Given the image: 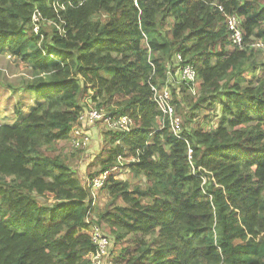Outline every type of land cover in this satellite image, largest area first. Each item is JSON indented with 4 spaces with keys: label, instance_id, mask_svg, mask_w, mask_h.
<instances>
[{
    "label": "trees",
    "instance_id": "trees-1",
    "mask_svg": "<svg viewBox=\"0 0 264 264\" xmlns=\"http://www.w3.org/2000/svg\"><path fill=\"white\" fill-rule=\"evenodd\" d=\"M52 2L0 0V54L27 69L20 89L35 100L14 125L0 123V264H88V231L102 223L116 263L264 264V59L253 46L264 43V0H61L58 13ZM35 8L49 24L40 45ZM225 15L240 21V45ZM171 61L196 73L197 94L167 82L184 139L168 118L156 125L151 101ZM88 95L133 128L105 129L83 181L77 152L58 142H71ZM202 104L217 108L215 126H191ZM118 155L137 157L124 163L144 185L112 172L99 189L107 202L92 205L86 179Z\"/></svg>",
    "mask_w": 264,
    "mask_h": 264
},
{
    "label": "built area",
    "instance_id": "built-area-1",
    "mask_svg": "<svg viewBox=\"0 0 264 264\" xmlns=\"http://www.w3.org/2000/svg\"><path fill=\"white\" fill-rule=\"evenodd\" d=\"M51 6L52 9L57 13L60 10H64L65 8V4L61 3V0H53ZM218 7L222 10L220 6ZM41 19V13L37 8H35L30 15V23L32 25L33 32L36 36L39 37V43L44 38L43 33L39 30ZM225 23L233 43L240 45L242 42V34L241 28L239 26L240 21L238 20V18L235 15H225ZM253 46L262 51L264 58V43L259 41ZM181 60L182 58L180 57V55H177L176 61L180 63ZM176 71L177 69H175V72ZM178 75L182 81L191 85V92L194 94L196 73L192 65L190 63H186L178 66ZM150 89L151 101L154 102L160 110L162 121L165 118H168L169 126L173 134L178 136V138L180 139L183 138L181 137V135H179L181 118L175 113L174 105L171 102V93L168 89V86L165 85L161 87L150 85ZM86 98L84 99V101L86 100L87 104L83 106L82 110H80L77 117V124L72 129L73 135L71 143L74 148H83L85 146L88 140L86 133L93 129V126L97 124L104 126L110 132L120 133L123 137L131 132V129L133 128V121L129 115L113 116L109 112H106L103 107H97L92 101H90V98ZM135 158L137 157H131L128 159L123 155H118L117 166L113 167L111 170H105L101 175L95 176L92 179H86V185L90 189L91 193L90 197L92 199V205L96 203V194L98 190L103 186L107 176L112 172L118 174L121 167L124 165V161H136ZM188 158H191L190 148H188ZM191 168L193 172L192 165ZM88 234L94 247L93 251L89 254L88 264H104V259L108 254V248L110 245L109 238L103 233L100 227L95 224L91 225Z\"/></svg>",
    "mask_w": 264,
    "mask_h": 264
},
{
    "label": "rangeland",
    "instance_id": "rangeland-1",
    "mask_svg": "<svg viewBox=\"0 0 264 264\" xmlns=\"http://www.w3.org/2000/svg\"><path fill=\"white\" fill-rule=\"evenodd\" d=\"M45 25L47 26L49 24L44 23L42 25V28ZM263 59L264 58H259L261 62ZM168 64H169L167 67L168 76L166 80V85L168 86L167 82L170 81V88L174 87L175 90L179 91L181 78L178 75V68L175 67L174 62L172 61L169 62ZM175 69H177L176 73H175ZM28 73L29 72L27 71V69L21 66L15 58H10L8 54L5 53L0 54V118H2L0 119V123L5 122L14 125L19 118L18 115L27 112L28 109L34 105L35 100L33 99V101L30 102L27 97V94L21 91L20 89L21 82L24 80L25 76L28 75ZM172 79H174V81H171ZM195 94H197L196 91ZM32 96L36 98L34 94H32ZM85 98L86 99L90 98V95L85 96ZM84 99L82 100L81 104L85 106L87 103L86 100L84 101ZM94 104L96 105V103ZM103 109L106 111L105 107H103ZM184 112L185 114H189L187 110H184ZM216 112H217V108L214 110L211 109L207 104H202L199 107V109L196 110L195 113H197V115L196 117L193 118L191 122V126H195L199 122H204L206 128L215 126L218 121V117L215 116ZM161 123H162V118L158 117L156 119V125L160 127L162 125ZM105 129L106 128L100 124L93 126V129H91L89 132L86 133L88 140L83 148H74L72 146V143L70 142V139L66 141L58 142V146L61 149L60 151L62 150L67 151V153L77 152V155L71 158L70 163H71V167L78 173L79 177L83 181H85V178L87 177L86 167L89 165V162H91L93 158L97 154H99L100 149L105 143L102 142L103 140L102 136H104L103 132L105 131ZM125 165L126 163H124V165L121 167L117 176L123 179H127L128 181L131 182L132 185H135L137 183L144 185L143 179L139 176L130 174L129 169ZM95 168H91V169L94 170ZM106 202H107V196L105 195L104 192L98 190L96 194L97 206L102 208ZM100 226H101L100 229L109 238V242H110L108 248V254L104 259L105 261L104 264L124 263V261L118 263L115 262V259H117V257L119 256L121 250L120 248L116 247L115 244L116 241L114 240V238L105 233L104 231L105 224L102 223L100 224ZM125 245L126 242L122 244V247H124Z\"/></svg>",
    "mask_w": 264,
    "mask_h": 264
},
{
    "label": "bare ground",
    "instance_id": "bare-ground-1",
    "mask_svg": "<svg viewBox=\"0 0 264 264\" xmlns=\"http://www.w3.org/2000/svg\"><path fill=\"white\" fill-rule=\"evenodd\" d=\"M42 20H45V19L42 18L41 21H42ZM49 23H52L53 25L57 26L55 23H53V22H51V21H50ZM41 28H42V24H41V22H40V25H39V30H40V32H41ZM32 29H33V28H32ZM34 34H35V33H34ZM35 36H36V35H35ZM40 43H41V42H40ZM40 43H38V45H40Z\"/></svg>",
    "mask_w": 264,
    "mask_h": 264
}]
</instances>
